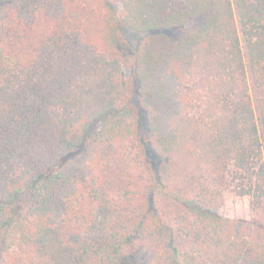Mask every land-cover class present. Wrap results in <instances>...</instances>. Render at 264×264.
I'll list each match as a JSON object with an SVG mask.
<instances>
[{
  "label": "trees",
  "instance_id": "obj_1",
  "mask_svg": "<svg viewBox=\"0 0 264 264\" xmlns=\"http://www.w3.org/2000/svg\"><path fill=\"white\" fill-rule=\"evenodd\" d=\"M263 155L264 0H0V264H264Z\"/></svg>",
  "mask_w": 264,
  "mask_h": 264
},
{
  "label": "rangeland",
  "instance_id": "obj_2",
  "mask_svg": "<svg viewBox=\"0 0 264 264\" xmlns=\"http://www.w3.org/2000/svg\"><path fill=\"white\" fill-rule=\"evenodd\" d=\"M112 11L115 16V20L117 22H121V17L123 15L121 7L119 5H114L112 7ZM121 33L122 35L119 34V36L123 43L124 52L131 56L132 52L137 47L138 43L143 39V36L141 34H137L133 32L121 31ZM244 63H245V67L247 70L248 84L250 87L249 92L251 94V98H252L253 105L255 108L257 97L255 95L254 88L251 84L250 75L248 71V63H247V59L245 56H244ZM125 76L128 77V72H125ZM255 116H256V123L259 129V132L261 134L262 132L261 124H260L259 114L256 109H255ZM263 163H264V155H263ZM151 260H152L151 252L144 247H139L126 260L122 261L120 264H151Z\"/></svg>",
  "mask_w": 264,
  "mask_h": 264
}]
</instances>
